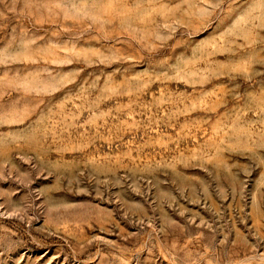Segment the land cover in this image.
<instances>
[{
	"label": "rangeland",
	"instance_id": "1",
	"mask_svg": "<svg viewBox=\"0 0 264 264\" xmlns=\"http://www.w3.org/2000/svg\"><path fill=\"white\" fill-rule=\"evenodd\" d=\"M251 4L252 0H223L209 20L178 28L165 49L151 56L140 52L134 42L117 44L129 56L141 57L136 63L65 65L59 70L79 68L82 75L62 91L27 99L23 92L5 97L6 110L18 104L31 115L23 125L0 127V133L27 135L22 142L26 147H16L9 139L0 155V264H264V150L227 153L215 165H181L182 178L171 171H151L180 152L213 143L223 119L241 106L234 95L264 92V42L254 43L242 54L246 59L249 53H258L249 79L243 74L235 79L219 76L203 89L214 95L194 98L189 103H197L198 108L167 126L144 127L149 117L143 106L150 105L154 96L161 97L164 86L159 83L143 94L139 102L143 112L135 108L139 114L125 112L119 119L88 123L87 113L76 119L61 107L66 97L78 94L86 81L102 73L119 69V81L125 74L152 71L165 56L174 61L201 46L213 48ZM14 28L18 35L26 30L25 40L44 37L37 42L41 47L54 41L51 32L56 26L51 22L10 15L0 31V48L6 47ZM79 46L109 45L85 37ZM237 59L216 56L219 62ZM17 82L10 78L9 86ZM32 87L39 91L42 85ZM167 87L193 91L184 84ZM37 100L43 103L34 109ZM182 185H186L183 191ZM60 205L66 206L63 214L53 211ZM16 208L24 211L11 215ZM69 210L74 218L61 220L60 215Z\"/></svg>",
	"mask_w": 264,
	"mask_h": 264
},
{
	"label": "clouds",
	"instance_id": "2",
	"mask_svg": "<svg viewBox=\"0 0 264 264\" xmlns=\"http://www.w3.org/2000/svg\"><path fill=\"white\" fill-rule=\"evenodd\" d=\"M222 2L223 0H0V5H3L0 8V31L7 27L10 15L20 19L39 17L56 26V30L51 32L54 41H49L43 47L38 46L37 42L44 37L25 40L23 34L26 30L21 29L18 35L14 28L6 47L0 48V69L4 70L3 75H0V127L23 125L31 115L19 108L18 104L11 110H6L3 102L13 92H23L22 98L27 99L33 95L39 97L41 93L47 95L59 92L68 85L76 84L77 78L82 75V69L60 71L65 65L83 63L87 67H111L125 61L136 63L141 59L139 56H129L117 44L134 42L140 52L150 56L157 54L165 49L178 28H188L193 22L209 20ZM261 32H264V0H252L251 7L232 28L221 34L213 48L201 46L193 49L190 56H180L174 61L165 56L155 62L152 71L130 76L125 74L124 79L119 81L116 80L121 74L119 69L106 75L102 73L90 82L86 81L78 94L66 97L61 107L65 111H72L76 119L87 113L88 123L94 124L96 120L105 117L119 119L125 112L139 114L134 109L141 108L139 102L143 94L151 85L159 83L164 86L161 97L157 99L154 96L150 105L143 106L147 108L145 114L149 117L144 127L167 126L177 117L190 116L198 108L197 103H189L194 98L214 95L203 89L219 76L235 79L237 75L243 74L245 79H249V69L257 62L254 57L258 53H249L246 59L242 54L252 48L254 43L264 42V37H260ZM253 36L257 39L251 40ZM85 37L89 38V42L95 40L109 46L84 49L79 45ZM60 40L63 42H55ZM218 54L240 59L219 62L216 60ZM10 78L18 82L9 86ZM33 83L42 85L39 91L32 87ZM169 84H184L193 91L188 93L178 88L171 90L167 87ZM124 98H127V103H121ZM233 100L241 106L233 110L234 115L223 119L213 143L200 145L194 151L180 152L167 161L158 162L151 171H164L165 174L171 171L182 178L178 172L181 165H215L217 159L227 153L255 154L264 150V92L259 95L249 94L247 97L237 94L233 96ZM42 103V100H37L34 109L39 108ZM109 103L112 106L105 107ZM71 105L75 107L70 108ZM210 110L214 111L215 108ZM159 112L163 114L157 115ZM9 139L16 147L27 146L22 143L27 139L26 134L0 133V155L4 154L2 150ZM143 179L144 177H140V180ZM184 187L186 185L181 186V191ZM192 191L195 189L192 188ZM203 191L207 192V188ZM67 207L70 209V206ZM65 208L66 206L60 205L54 207L53 211L63 214ZM23 211L22 208H16L11 215H20ZM59 218L66 221L74 217L69 210L67 215H60Z\"/></svg>",
	"mask_w": 264,
	"mask_h": 264
}]
</instances>
